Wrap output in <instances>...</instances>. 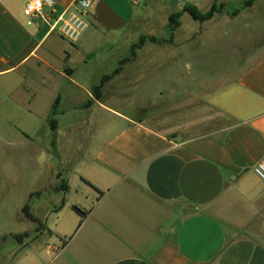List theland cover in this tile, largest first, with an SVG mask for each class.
Segmentation results:
<instances>
[{"label": "crops", "instance_id": "0c3cea01", "mask_svg": "<svg viewBox=\"0 0 264 264\" xmlns=\"http://www.w3.org/2000/svg\"><path fill=\"white\" fill-rule=\"evenodd\" d=\"M147 1L91 0L88 28L73 43L51 25L59 15L75 11V0H51L44 8L47 20L31 26L23 16L27 0H0V84L17 78L3 86L8 99L20 92L33 111L37 93L51 86L29 83L36 82L34 72L68 71L63 67L73 64L67 46V52L55 56L56 41L67 42L76 53L93 43L131 41L130 29ZM49 39L56 41L50 45ZM93 52L90 48L80 61ZM125 72L134 84L149 71ZM229 73L219 86L149 118L123 114L112 100L78 102V109L87 108L88 119L94 113L111 114L121 127L103 140L100 132L95 134L94 148L83 151L78 182L67 166L68 191L49 186L48 192L62 198L37 217L48 231L43 242L11 236L32 227L5 234L13 246L9 249L1 239L3 263L264 264V180L254 172L264 158V57L246 71ZM55 100L44 116L47 123ZM62 107L59 116L65 117ZM73 187L83 196L72 195ZM75 205L85 217L74 212ZM65 225L70 228L61 233Z\"/></svg>", "mask_w": 264, "mask_h": 264}, {"label": "rangeland", "instance_id": "374dc122", "mask_svg": "<svg viewBox=\"0 0 264 264\" xmlns=\"http://www.w3.org/2000/svg\"><path fill=\"white\" fill-rule=\"evenodd\" d=\"M243 1L149 0L142 3L141 16L130 29L131 41L122 39L113 45L93 43L87 45L83 53L74 52L73 46L67 42L58 43L49 39L50 45L56 41L53 45L55 56L67 52L66 46L71 49L73 64L63 67L68 71H47L43 68L34 72L32 79L36 82L28 80L29 83L42 86L46 82L51 86L37 93L33 111H29L20 92L14 94L15 100L8 99L3 86L16 83V77L7 78L4 84H0V241L3 238L7 240L10 249L13 241L5 234L32 227V230L24 232L22 242L30 239L43 242L48 234L44 220L41 219L40 223L29 221L24 217L22 208L30 201L31 212L43 218L50 207L60 204L62 195L47 191L31 199V193L49 190L50 187L55 190L61 186L67 166L71 169V179L78 182L84 172L80 169L85 163L83 151L91 150L95 134L100 132L99 140H103L121 127V123L113 122L115 117L111 114L94 113L88 119L84 111L87 108L78 109V102L88 105L96 99L93 89L102 78L122 67L117 77L105 80L100 90V101L112 100L113 108L138 120L153 117L166 108L198 97L222 84L225 74L230 72L228 75L232 77L263 58L264 0H253L249 8L231 17L226 9L237 8ZM188 4L195 5L203 13L210 10L213 4L225 8L212 20L203 23L194 21L186 13L181 14L172 43L146 41L141 48L133 50L144 35L170 38V17L181 13ZM90 48L94 52L80 61ZM132 52L135 59L121 65V60L131 57ZM125 71L149 72L142 83L133 84L126 79ZM58 94L63 102L58 112H62V107L66 113L65 117H60V112L55 115L60 122L55 135L44 116ZM23 134L31 139H26ZM96 143L99 142L96 140ZM74 194L76 197L83 196L76 187L72 190ZM93 201L96 199H89L90 203ZM69 228L65 225L59 231L63 233ZM0 264H4L1 256Z\"/></svg>", "mask_w": 264, "mask_h": 264}, {"label": "trees", "instance_id": "16d2710c", "mask_svg": "<svg viewBox=\"0 0 264 264\" xmlns=\"http://www.w3.org/2000/svg\"><path fill=\"white\" fill-rule=\"evenodd\" d=\"M253 4V0H244L242 2V4L237 7V8H234L232 10L230 9H226L228 14L231 16V17H236L238 16L242 10L246 9V8H249L251 5ZM225 7L224 6H217V4H213L212 7L210 8V10H208L207 12L203 13V12H200L198 10V8L195 6V5H192V4H188L186 5L181 13H177L175 14L174 16H171L170 17V23H169V31H170V38H167V39H158L154 36H149V35H144V36H141L138 43L135 44L133 46V50L134 49H138V48H141L146 41H150V42H153V43H158V44H164V43H172V35H173V32L174 30L177 28L178 24H179V21H178V18L181 16V14H188L191 16V18L194 20V21H199V22H206V21H210L212 20L217 14H220L223 9ZM135 59V56H134V53L132 52V56L130 57H127L125 58L124 60H121L120 64L123 65L125 64L126 62H129V61H133ZM122 67L119 68V70L117 71H113L111 75L109 76H105L104 78H102L100 84L98 86H96L94 89H93V95L95 96V98L97 100H100V90H101V87H103V84L105 82V80H107L108 78H112L114 76H116L117 74H119V72L121 71ZM60 101H61V98L60 96L57 97V99L55 100L53 106H52V109H51V114H50V118L48 120V124L50 125L52 131L54 132V134L56 135V131L58 129V124H57V120L55 119V115L58 113V110H59V105H60ZM53 144L55 145L56 142L54 141ZM82 180L88 184L89 186L93 187L95 190L98 191V193L102 194L98 189H96V187H94V185H92L89 181H87L86 179L82 178ZM63 184L59 187H57L55 190L56 191H63V192H66L68 191V184H67V181L64 179ZM48 190H42V191H39V192H34V193H31V196L30 198L33 199L34 196H39L41 194H43L44 192H47ZM63 203L60 205L62 206ZM73 210H75L76 213H78L80 216L82 217H85V211L84 210H81L80 208L76 207V206H73ZM22 213L24 214V217L27 218L29 221L33 222V223H40V219L35 217L32 212H31V208H30V201H28L27 203H25V205L23 206L22 208ZM25 234H22V235H11L17 239L21 238L22 236H24Z\"/></svg>", "mask_w": 264, "mask_h": 264}, {"label": "built area", "instance_id": "2783aa9c", "mask_svg": "<svg viewBox=\"0 0 264 264\" xmlns=\"http://www.w3.org/2000/svg\"><path fill=\"white\" fill-rule=\"evenodd\" d=\"M51 4V0H27L23 8V16L28 26L38 21H46L44 8ZM75 11L59 15L51 25L52 30L59 28L61 35L70 42H77L88 28L86 20L91 6V0H75ZM254 172L260 179L264 180V158L260 159L254 166Z\"/></svg>", "mask_w": 264, "mask_h": 264}]
</instances>
